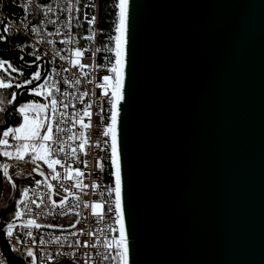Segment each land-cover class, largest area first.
<instances>
[{
	"label": "water",
	"instance_id": "95a60500",
	"mask_svg": "<svg viewBox=\"0 0 264 264\" xmlns=\"http://www.w3.org/2000/svg\"><path fill=\"white\" fill-rule=\"evenodd\" d=\"M135 2L150 7L129 155L151 264H264V0ZM225 4L233 30L209 46L196 25Z\"/></svg>",
	"mask_w": 264,
	"mask_h": 264
},
{
	"label": "built area",
	"instance_id": "2783aa9c",
	"mask_svg": "<svg viewBox=\"0 0 264 264\" xmlns=\"http://www.w3.org/2000/svg\"><path fill=\"white\" fill-rule=\"evenodd\" d=\"M26 3L29 5L27 11L22 7ZM86 4L88 7H85ZM99 10V0H6V10L5 0H0V36L5 37L0 43L7 40L8 37L15 38L16 43L13 51L18 53L19 57L23 55L26 64L33 63L35 58L29 56L28 53L35 48L41 55V60L35 63L41 66L42 74H52L50 83H55L58 89V91H54L52 98L64 102L58 105L54 117L50 109L46 110V115L53 122L50 158L59 159L64 165H71V168L66 169L59 164L56 165L57 179L52 180V170L42 161H37L40 164L38 172L42 178H37L33 184L26 186L29 188L28 199L25 201L27 209L23 205L21 206L23 213L21 220L26 221L28 218H32L43 226L38 230H26L19 227L14 229L16 238L21 241L17 245L20 252L24 253L27 248H32L37 255V264H49V262L51 264L60 262L67 264H85V262L87 264H113L111 258L104 259L107 252L103 247L105 239L111 240L119 235L118 227L115 224L114 205L112 212L107 211L108 204L114 200V196L109 197L107 193V188L114 187V184L110 176L108 160L109 142L108 138L103 136V128L109 115V106L106 97H97L93 93L101 91L95 87L97 79L108 74L106 69L110 66L109 61L114 60L112 53L104 49V45L114 47L109 36L115 35V32L113 26L106 35L102 36L99 29ZM114 10L116 13L115 8ZM93 15L97 17V20L89 29L87 21ZM4 24L9 26L7 33L4 32ZM32 28H36L37 31L32 32ZM57 31L60 35H56ZM90 34L94 35L93 40L89 41L83 38ZM61 39L67 42L60 44ZM49 40H52L53 43L48 44L47 41ZM21 48H24L23 53L20 52ZM84 48L89 49L80 58V64L85 65V67L83 69L79 66L72 67L68 62L71 59V50ZM97 48L101 49L98 53L95 52ZM56 52H59V55H56ZM93 53H95V57L91 58ZM64 68H67L68 71L64 72L62 70ZM44 79L45 77L41 83L44 82ZM65 80L68 81L67 84L64 83ZM90 80L92 83H89ZM81 93H86L82 100L80 98ZM37 98L43 102V97ZM89 104L91 105L89 111L92 113L91 121L84 117L83 123H90V127L84 129L80 123L73 126L72 112H76L75 118L79 120L83 116V109ZM62 112L64 113L63 118L61 117ZM61 121L59 128H62L63 131H59L57 127L58 122ZM0 139H4L2 132ZM6 139L10 145H15L16 142L11 136ZM61 141L64 144V152L59 151ZM81 141H84L83 152L79 148ZM5 150L4 146H0V151ZM29 159L28 156L27 160ZM97 160H100L104 165L103 171L96 167ZM85 162H87V167H85ZM27 164L30 169L35 167L31 163ZM76 170L82 172L83 175L77 177L75 175ZM67 171L72 172V176L65 179ZM37 181L41 182L39 186H37ZM45 181L52 185L53 194L48 193ZM93 183L97 184L95 190L91 188ZM76 184L81 186L76 187ZM49 195L52 197L51 201L48 199ZM62 196H66L67 200L63 206H59V200ZM33 199L37 200L40 208H36L31 203ZM52 201L57 203L56 208H52ZM92 203L103 205V208L97 210V216H93L91 207H84V204L91 205ZM15 223L19 225L20 221L17 220ZM73 224L76 226L72 227ZM111 228H117V231L112 232ZM29 231L32 233L31 236L27 235ZM81 232L84 234L81 235ZM72 233H76V235H72ZM88 233L93 235L89 236ZM41 240L44 241V244L40 243ZM77 240L81 241L82 244L84 242L88 244L97 243V248L77 247L75 243ZM3 241L7 243V238L5 237ZM58 251L74 253L75 256L57 257ZM0 252H2L1 249ZM40 253L44 254L43 259L40 258ZM17 257L30 264V258L25 260L20 255Z\"/></svg>",
	"mask_w": 264,
	"mask_h": 264
},
{
	"label": "snow or ice",
	"instance_id": "6c2138e0",
	"mask_svg": "<svg viewBox=\"0 0 264 264\" xmlns=\"http://www.w3.org/2000/svg\"><path fill=\"white\" fill-rule=\"evenodd\" d=\"M25 11L28 10L29 5L26 3L22 5ZM85 7H88L86 4ZM150 7V5L136 3L133 0L131 5L130 13V2L129 0H117L114 4L116 9L115 13V24L114 32L115 35L109 36V40L113 42L114 47H109L104 45V49L112 53L114 60H110V66L107 67L106 71L108 74L102 75L97 79L95 87L100 89L99 93H93L97 97H106L107 104L109 106L107 116V121L103 128V136L108 138L110 154L108 156L110 164V176L113 179L114 187H108L107 193L109 197L114 196L107 207L108 212L113 211L114 205V216L115 224L118 227L119 235L114 239H105L103 241V247L107 252L104 259H109L113 261V264H130V254H131V264H151L149 259L150 247L142 244L143 237V207L139 201V197L136 194V186L134 175L132 171V166L130 164V141L131 137L134 135L136 122L139 117L141 104H142V60H141V48L143 44V37L141 31L138 29V17L140 15V9ZM229 5H221L222 10L212 12L204 15L197 23L196 30L203 35L209 46L215 45L221 42L224 37L233 30V22L231 15L225 11ZM97 17L93 15L88 19L87 23L89 29L96 22ZM4 32H9L8 24L3 25ZM36 28H32V32H36ZM51 35V33H49ZM56 35H60L57 31ZM86 40H93L94 35H88L83 37ZM4 36H0V41L4 40ZM67 41L64 39L60 40V44H65ZM39 43V41H37ZM48 44H52L53 41H47ZM88 48L72 49L71 59H69V64L72 67L79 66L81 69L85 65L80 64V58L84 53L88 52ZM101 49L97 48L95 52H100ZM20 52H24V48L20 49ZM29 56H34L33 63H27V69L31 70L33 64L41 60V55L33 48L31 52L28 53ZM59 55V52H56ZM95 53H93V57ZM21 61H24V56L19 57ZM64 59V57H61ZM5 64L7 67L5 68ZM98 67V66H97ZM67 72L68 69H62ZM0 71L6 72L8 74V82L0 78V90L23 89L28 93L30 97H43V102L36 103L33 100H28L27 102H18V92L13 90L10 93V99L7 100L8 108L0 107V113H6L5 119L0 120V124L5 123L8 115L15 114L20 118V123L18 126L7 127L3 130L2 135L4 139H0V146L7 148L14 147L15 151H0V156L6 157L8 160H16L17 162L31 163L35 165L32 168L33 172H37L40 168V164L37 161H42L47 165V167L52 170L51 179H57V173L55 171V166L60 165L61 167L71 168V165H64L59 159L50 158L52 154L51 142L53 140V122L52 119L48 118L46 115V110L50 109L52 116L54 117L58 105L64 102L59 99H53L52 94L54 91H58L55 83H50L52 81L51 73H44V82L36 83L40 81L42 77L41 66L36 64L35 70L31 71L30 78H24L22 82H12V75L15 74L19 77L25 76V65L21 67H15L13 64L7 61L0 60ZM58 75V73H57ZM65 84L68 83L67 80L64 81ZM89 83H92L90 80ZM29 85H34L29 88ZM86 93H81L80 98ZM66 107V105H65ZM91 105L89 104L83 109V116L77 120L76 112L73 111L72 124L75 126L76 123H80V126L84 129L90 127V123H83V118L87 117L91 121L92 113L89 111ZM103 110V109H102ZM35 115H32V114ZM61 117H64V113H61ZM58 130L63 131L62 128ZM43 129V132L41 131ZM9 136L16 142L15 145H10L8 143ZM71 138V137H70ZM57 139H60L57 137ZM80 151L83 152L84 141H81L79 145ZM59 151L64 152L63 141L59 144ZM75 151V148H73ZM25 156H29L30 159L25 161ZM85 167H87V162H85ZM96 167L103 171L104 165L100 160L96 161ZM0 171L3 173V177L7 178V183L11 185L13 189L16 188L15 183L12 181V177L9 174L8 165H0ZM75 175L77 177L83 175L82 172L76 170ZM72 172L67 171L65 174V179L71 178ZM37 186L40 185V181H37ZM47 187L48 193L53 194L52 185L48 184L47 181L44 182ZM76 187H80V184H76ZM91 188L95 190L97 184L93 183ZM29 188L24 187L19 192V199L15 201L16 207L14 211L13 221L8 222L3 232H0V241L5 237L7 238V243H0V247L3 248V252H0V264H21V261L16 258L20 255L25 258V260L30 258V264H37V255L33 252L32 248H27L24 253L20 252V248L17 247L20 244V240L16 238V233L14 229L17 227L22 229H39L43 225L37 223L35 219L28 218L26 221L21 220L23 215L21 211V206L27 209V204L25 201L28 199ZM59 194V193H55ZM77 199L76 197H73ZM42 199V198H38ZM51 201V195L48 196ZM67 200L66 196H62L59 200V206H63ZM31 203L40 208V204L37 203L36 199L31 200ZM58 205L55 201H52V208H56ZM78 206V205H77ZM85 208L91 207L93 216L98 215V209L103 208V205L98 203L84 204ZM31 211V209H28ZM182 210V205L178 201L177 212ZM79 215V213H77ZM127 219V228H126ZM19 220L20 223L17 225L15 221ZM79 223V221H77ZM76 225L73 224L72 227ZM112 232H116L117 228H111ZM81 235L84 233L81 232ZM28 236L32 233L27 232ZM76 235V233H72ZM89 236L93 235L88 233ZM44 244V241H40ZM76 246H83L85 248L91 247L93 249L97 248V243L88 244L77 240ZM72 247V245H69ZM10 248V251H9ZM99 254V253H97ZM57 257H74L75 254H69L67 252H57ZM44 254L40 253V258L43 259ZM51 264V262H49ZM87 264V262H85Z\"/></svg>",
	"mask_w": 264,
	"mask_h": 264
},
{
	"label": "trees",
	"instance_id": "16d2710c",
	"mask_svg": "<svg viewBox=\"0 0 264 264\" xmlns=\"http://www.w3.org/2000/svg\"><path fill=\"white\" fill-rule=\"evenodd\" d=\"M117 0H99L100 10H99V29L102 32V36L106 35L115 24V10L114 4ZM5 10H6V0H5ZM0 47V60L7 61L13 64L15 67H21L20 59L17 54L6 55L5 52L13 51L16 40L13 37H8L7 40L2 42ZM5 66H7L5 64ZM32 70L25 69V76L19 77L16 75L12 76V82L17 81L22 82L24 78H30ZM0 78L8 82L9 77L3 72L0 73ZM15 89L0 90V107L8 108L7 100L10 99V93ZM16 91V90H15ZM28 100H33L35 102H41L37 97H30L25 91L21 94L19 102H27ZM0 120H4V113H0ZM11 127L18 126L20 123V118L14 113L10 115ZM2 125V124H0ZM28 156L25 161H27ZM25 162H17L15 160H8L4 156H0V165L9 166V174L12 177L13 183H15L16 188L13 189L7 180H4V185L2 189V195L0 197V226L4 227L8 222H11L14 217L15 211V201L19 197V192L22 188L27 185L33 184L37 177L30 171L29 168L25 167Z\"/></svg>",
	"mask_w": 264,
	"mask_h": 264
},
{
	"label": "rangeland",
	"instance_id": "374dc122",
	"mask_svg": "<svg viewBox=\"0 0 264 264\" xmlns=\"http://www.w3.org/2000/svg\"><path fill=\"white\" fill-rule=\"evenodd\" d=\"M7 66H5V68H6ZM1 72H3V71H0V73ZM6 76H8V74L6 73V72H3ZM12 76L14 75V74H11ZM36 103H41V102H36ZM32 115H35L34 113L32 114ZM42 132H43V129L41 130ZM6 150H8V151H15V149H14V147H12V148H8V149H6ZM26 157L27 156H25V159H26ZM16 161V160H15ZM26 165H27V167L30 169V166L26 163Z\"/></svg>",
	"mask_w": 264,
	"mask_h": 264
},
{
	"label": "flooded vegetation",
	"instance_id": "af4514ba",
	"mask_svg": "<svg viewBox=\"0 0 264 264\" xmlns=\"http://www.w3.org/2000/svg\"><path fill=\"white\" fill-rule=\"evenodd\" d=\"M34 70H35V68H33V70H32V71H34ZM24 165H25V167H26V168H28V167H27V165H26V163H25Z\"/></svg>",
	"mask_w": 264,
	"mask_h": 264
}]
</instances>
